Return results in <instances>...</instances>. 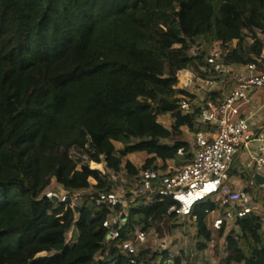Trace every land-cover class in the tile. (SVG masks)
I'll use <instances>...</instances> for the list:
<instances>
[{
	"label": "trees",
	"instance_id": "1",
	"mask_svg": "<svg viewBox=\"0 0 264 264\" xmlns=\"http://www.w3.org/2000/svg\"><path fill=\"white\" fill-rule=\"evenodd\" d=\"M227 42L234 46L223 48L224 65L260 58L264 70V0H0V264L188 260L183 250L173 257L148 243L125 253L135 228L161 238L180 230L223 264H264V194L255 187L244 190L258 209L228 232L212 228L209 213L219 206L210 198L185 223L168 213L169 198L146 203L131 184L125 209L96 204L119 178L192 161V137L213 130L200 105L217 94L194 103L178 73L216 79L207 58ZM181 100L193 110L182 112ZM135 154L140 168L123 162ZM228 175L248 179L235 164ZM53 181L65 201L46 197ZM122 212L127 221L109 241L103 222Z\"/></svg>",
	"mask_w": 264,
	"mask_h": 264
},
{
	"label": "built area",
	"instance_id": "2",
	"mask_svg": "<svg viewBox=\"0 0 264 264\" xmlns=\"http://www.w3.org/2000/svg\"><path fill=\"white\" fill-rule=\"evenodd\" d=\"M223 48L225 45L215 43L207 58V63L217 75L216 79H203L188 70L178 73V81L184 90L197 86L206 98L212 93L217 94L215 101L208 100L206 104L200 105L199 118L213 130L201 131L192 137V161L180 168L168 166L164 173L148 169L131 178L122 177L119 180L124 186L131 184L134 197H143L146 203L156 196L169 198L172 205L168 213H174L181 223L189 221L197 203L213 199L219 207L209 213L211 226L215 230L224 226L228 232L258 209L246 191L232 187L229 181L228 171L239 153L254 150L249 166L263 178V183L258 184L253 180L251 185L264 190V126L253 128L249 118L239 115L240 105L249 101L256 88L264 86V70H259L260 58H255L254 62L239 69L224 65ZM190 52L195 55L194 50ZM179 107L185 113L193 110L187 100H181ZM182 153V149H179L178 154ZM112 179L116 180L117 177L112 175ZM46 197L66 200L64 195L51 191L46 193ZM96 204L109 209L121 205L125 209L127 198H121L115 190L100 193ZM120 216L121 213L103 222L109 241L119 237V230L125 224ZM133 237L134 242L128 241L122 245V250L127 254H134L139 245L148 242L149 237L159 249L168 248L167 238H161L155 231L146 233L135 228Z\"/></svg>",
	"mask_w": 264,
	"mask_h": 264
},
{
	"label": "rangeland",
	"instance_id": "3",
	"mask_svg": "<svg viewBox=\"0 0 264 264\" xmlns=\"http://www.w3.org/2000/svg\"><path fill=\"white\" fill-rule=\"evenodd\" d=\"M232 46H234L233 42H227L225 45V48L229 49ZM179 85H180V82H179L178 86ZM194 86H195V84H194ZM195 89H199V88L196 86ZM198 91H199L197 93L198 96L203 97L204 95L202 94L201 90H198ZM254 91L255 92L253 94H255V95L260 94L262 91H264V86L261 88H256ZM193 95L195 97V93H193ZM148 96H149V99L151 101L155 100V97L152 93L148 94ZM159 122L162 123L164 126L168 127L172 123V120L169 116H164V117L159 118ZM115 146L121 147V144L115 143ZM138 156H139L138 154L130 155L128 159H130L132 161V163L135 167L140 168L142 163H143V160L140 159ZM126 159L127 158H125L123 160V162H125ZM108 163H109L108 159H104L102 164H100L98 167H100V168L105 167L108 165ZM159 165H160V163H159ZM169 166L174 167L173 164H171V163H169ZM118 182L119 183L117 184L116 191L119 192L120 196L124 197L126 194V191H128V189L130 187H126V186L122 185L120 181H118ZM49 191L55 192L58 195H65V192L62 190V188L60 186L56 185V183L54 181H53L51 187L46 191V193ZM262 193L264 194V190H262ZM74 198H76L75 203L79 202V200H77L79 198L77 197L76 194L74 195ZM190 232H192V231L189 230V233ZM72 236H73V233H69L68 238H71ZM172 236H173V238H172ZM172 236L171 237H169L167 235L164 236L167 238L168 249L170 250V255L171 256L173 255V257L178 256L181 254V251L183 250L184 251L183 253H185L188 256V260H184L183 264H223V262H221L220 260H218L216 257L213 256V254L210 250H208L206 252L198 253L196 251V249L194 248L193 243H192L189 235L184 234L180 230H177L176 233ZM147 243L150 245L151 248H156V245H154V241L152 240L151 237H149ZM171 259H172V257H170L166 261V264H170Z\"/></svg>",
	"mask_w": 264,
	"mask_h": 264
},
{
	"label": "crops",
	"instance_id": "4",
	"mask_svg": "<svg viewBox=\"0 0 264 264\" xmlns=\"http://www.w3.org/2000/svg\"><path fill=\"white\" fill-rule=\"evenodd\" d=\"M195 88L190 87V88L186 89V91L189 92L191 95H193V93H195L194 101L196 103L203 102L202 100H204L206 98V96L202 93L204 96L199 97L197 93L199 92L198 90H200V89H195ZM254 92L255 91H253L251 93V95L249 97V101L247 103L240 105L239 115L241 117L249 118L251 126L253 128H259V127L264 126V91H262L260 94H257V95L253 94ZM253 152H254V150H251L249 152L244 151V152L239 153L234 158L231 166L233 164H235L238 167V169L241 170V172H244L247 175L248 179L247 180L246 179H240L239 176L229 177V181L232 184V187H234L236 189H240V190H244L246 187H255L258 190L257 186L251 185L253 180L255 182H257L254 179V175L257 173H255L252 166H249L252 163ZM128 158H129V156L127 157V159ZM128 160H130V159H128Z\"/></svg>",
	"mask_w": 264,
	"mask_h": 264
},
{
	"label": "water",
	"instance_id": "5",
	"mask_svg": "<svg viewBox=\"0 0 264 264\" xmlns=\"http://www.w3.org/2000/svg\"><path fill=\"white\" fill-rule=\"evenodd\" d=\"M254 179L258 182V184H262L263 183V178L259 175V174H255L254 175ZM55 201H57V198H53ZM120 220L123 222V223H126L127 221V216L125 215V213H121V216H120Z\"/></svg>",
	"mask_w": 264,
	"mask_h": 264
}]
</instances>
